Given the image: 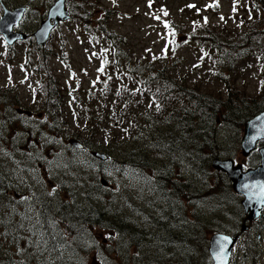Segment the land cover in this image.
Here are the masks:
<instances>
[{"label": "rangeland", "instance_id": "374dc122", "mask_svg": "<svg viewBox=\"0 0 264 264\" xmlns=\"http://www.w3.org/2000/svg\"><path fill=\"white\" fill-rule=\"evenodd\" d=\"M2 1L9 9L21 4L28 6L19 29L31 34L46 18L55 0ZM262 3L261 0H66L70 18L51 32L44 49H38L34 42L23 41L10 46L0 34V90L7 92L0 96L10 103L0 104V218L6 222L0 230V264H50L55 257L51 249L58 242L54 243L45 229L35 231L34 224L44 218V207L49 212V204L55 206L61 200V209L69 207L62 201L66 195L77 196L72 201L73 208H84L88 200H83L82 195L92 187L88 195L93 204L107 206L114 215L109 222L118 223L114 228H94V243L109 238L114 248L119 243L125 258L127 249L130 254L151 250L152 245L165 254L177 249L178 245L166 249L157 240L156 236L165 230L157 229L156 220L170 214L172 232L181 234L184 228L175 224L182 223L179 217L183 213L178 210L185 209L187 225L191 227L196 222L191 216L195 211L198 218L195 219L201 221L207 239L213 232L238 235L229 264H264V229L260 226L264 225V212L261 222L253 221L247 231L240 232L241 220L232 213L238 207L234 203L228 201L217 207L203 201L194 205L188 199L172 204L158 189L163 177L176 181L177 187L198 182L192 163L191 135L185 136L189 141L184 139L180 123L182 113L193 107L192 99L188 100L184 94L173 98L175 118L166 120L165 102L169 97L162 99L154 84L138 86L139 81L125 72V68L131 71L153 64L167 70L166 75L181 85L196 87L214 97L225 99L235 90L233 97L239 107L238 115L244 119L242 125L235 129L217 118L207 128L212 144L222 150L221 156L216 157L224 158L223 149L229 148L233 150L230 158L246 166L239 140L252 109L245 106L257 97H264V39L261 35L253 36L255 32H264ZM81 7L87 11V22ZM2 13L0 6V16ZM197 25H209L210 36L237 42L250 30L253 32L242 42L241 54L224 60L218 58L209 44L200 46L190 40ZM103 30L121 37L122 42L112 46ZM195 38L202 39L198 33ZM54 85L58 89L55 99L60 104L58 115L64 129L48 132L47 125L43 127L41 122H49L47 116L53 112L47 107L46 98L48 87ZM242 98L248 103L243 104ZM89 114L101 119L95 141L85 150L63 156L64 144L71 139L81 142L80 138L87 136ZM74 130L80 133V138L70 135ZM48 137L52 138L50 147L41 150V143ZM176 137L181 142L175 144ZM170 147L173 151L168 150ZM94 151L108 158L99 164L89 161ZM202 153L201 161L209 150L204 148ZM123 154L133 162L131 167L120 168ZM68 157L72 158L66 160ZM75 162L78 170L68 172L66 164ZM137 164L145 167L134 168ZM62 179L64 190L58 186ZM179 194L176 191L174 199ZM54 228L56 235L69 239L63 226ZM83 248L89 251L87 256L82 260L73 254L74 264H113L111 260L104 263L96 246ZM161 253L150 257L148 264H177L176 254L171 253L170 262L174 263H170L161 258ZM202 258L203 251H197L195 264ZM118 259L122 260L121 256Z\"/></svg>", "mask_w": 264, "mask_h": 264}, {"label": "trees", "instance_id": "16d2710c", "mask_svg": "<svg viewBox=\"0 0 264 264\" xmlns=\"http://www.w3.org/2000/svg\"><path fill=\"white\" fill-rule=\"evenodd\" d=\"M262 1L264 0H261V3ZM81 12L83 14V19L85 20V22L89 21L87 11L83 7H81ZM209 29V25H197L193 30V34H191L190 40L192 42H197L198 44H200V46H205L206 43L209 44V47L217 52L218 58H222L224 60H226L227 58L233 59L235 58V56L241 54L242 51L240 50V48L242 47V42L248 40L249 34L253 32L252 30H250L248 35L243 36L242 40L240 42H237L230 39L222 40L217 36H210L207 33ZM103 33H105V36L111 40L112 46H117L122 42V38L117 37L113 32H106L105 30H103ZM197 33L199 36H201L202 39L198 40L197 38H195ZM258 35H261L262 39H264V32L258 31L253 34V36L256 37ZM115 54L119 55L120 53ZM152 65L153 64L141 65L140 67L132 69L131 71L125 68V72L128 75L134 76L136 81H139L138 86L142 87L143 85H147L150 83L154 84L155 88L159 92H161L162 99L169 97L167 102H165L168 110V117L166 118V120L171 121L175 118L172 107L173 98L184 94V97H187L188 100L192 99L193 107L187 108L185 112L182 113V120L180 119V123L183 125L184 139L189 141V139H187L185 136L187 134L191 135L190 141H192L194 145L192 153L193 162H191L196 168L195 172L198 173V182H188V186H186L185 184L184 187L180 185L179 187H177L178 183L176 181L170 182L168 178L163 177L161 179V191L166 195L169 202L172 204L192 199L194 205L197 202L203 201L208 205L221 207L228 204V201H230L231 203H234L236 206H238L237 210L236 208L232 210V213H236V218L238 220H241L238 225L239 229L240 224L245 220L243 210L239 204L240 196L233 192L231 182L228 180L227 176L223 172L215 170L211 167V160L216 158V156H221L222 150H218L217 145L212 144L213 139L210 136V132L207 128V126H210L211 123H214L217 118H220L221 121L232 125L235 129H237V125H242L244 119H241L239 117L237 112L239 107L236 104L237 100L233 97L235 95V90L231 91L229 93V96L225 99L214 97L211 96L208 92H202L196 87L190 88L188 86L186 87L185 85H181L178 81H176V79L166 75L167 70H165L164 68H156ZM3 94H7V92H1L0 90V95ZM55 97H58L57 86L54 85L52 88L48 87L46 102L48 103L47 107L49 109H53V112L47 116L49 118V122H41V126L45 127L44 124L47 125L46 129L48 132H52L55 129H64L58 115L60 104L58 105L56 103ZM241 101L243 104L248 103L245 98H242ZM3 102L4 105L10 104L4 97L0 96V104H2ZM245 107H249V109H252V111L250 112V116L246 118L247 120L251 116L264 109V97H257L253 99ZM93 120L97 121L93 122ZM1 122L3 123L4 121ZM100 122L101 119L98 118L97 115L89 114V118L87 119V136L80 138V133L77 130L72 131L70 135L78 136L81 139L83 149H86L91 141L95 139L96 134L99 131L98 127ZM7 123L8 125H10L9 121H7ZM51 139V137L44 139V141L41 143V150H47L50 147L49 141ZM178 142H181V139H178V137H176L175 144ZM63 147V156L70 155L71 152L73 154L78 151L69 144H64ZM204 148H207L209 150V153H207L205 159L201 161V159L203 158L202 150ZM173 149V147L168 148V150L171 151H173ZM223 150L224 151L222 156H225L224 158H230L232 156L230 153H232L233 150H230L229 148H224ZM184 156L186 155L184 154ZM249 157L245 159V163L247 166H254L258 163V155L256 153H252ZM71 158L72 157H68L66 158V160ZM120 160V168H122L123 166L131 167L133 165V162H129V158L127 157V155L123 154L122 157H120ZM89 161H95L98 164L102 163L95 157L89 158ZM65 167L68 172H74L75 170H78L76 162L72 164L67 163ZM143 167H145L144 164H137L134 168ZM163 173L165 174V172ZM64 184L65 181L62 179L58 184L59 189L64 190L63 188H66ZM188 188L190 190V194H187ZM92 190L93 187L89 189V191H86L84 195H82L83 200H88L87 206H85L84 208H73L72 201L77 196L74 194L66 195L65 200L62 201L65 202V205H69V207L61 209V200H58L55 206H53V204H49V212L47 206L44 207V218L39 219V221L34 224L33 228L35 231H42L43 229H45V232H50V238L52 239V241L54 243L58 242V246L51 249V254H53V257H55L53 258V260L51 258V261L49 262L50 264H74V260L72 259L73 254L77 255L78 257H80V259L83 260L84 257L87 256L86 254H88L89 252L86 251L83 246L91 245H94L98 248L99 253L103 255V259L101 258V256H99V258L102 259L104 263L111 260L113 264H148V259L150 257H155L157 254L161 253L158 250L153 249L152 245L151 250L143 251L142 249L141 251L143 252H141V254H130V250L127 249L128 251L125 258V256L121 254L119 243H117V247L114 248V246L109 244L111 242V239L109 238L103 239L102 242L100 241L99 243H94L96 237L93 234L94 228H104L106 226H108L109 228H114L117 227L118 223L116 221L109 222V220H114V215L111 213L110 209L107 206L101 205L98 207L93 204V201H91V197L88 195V193ZM176 191H178L180 194L174 199V194ZM66 201L70 202L66 203ZM176 206L182 207L181 204H176ZM12 207L16 208L17 206L16 204H12ZM48 213L50 214L49 217ZM178 213H183V215L179 217V221H182V223H176L175 225L183 227V232L181 234L173 233L172 227L174 225L169 222L171 215L167 214L169 215V217H164V215H162V217H157L156 225L157 229L161 228L165 230V232H161L158 236H156L157 240L160 241L161 245H163V247L166 249H168V247L171 245H178V248L173 249L171 252L176 254L177 256V264H195V253L199 250L203 251V258L197 264L208 263L210 259L208 253V239L206 237V232L203 231L202 224H200L201 221L197 220V213L195 211L191 213L193 220H196V222H194L191 227L187 225L185 209L183 212L179 209ZM1 214L2 212H0V217H2ZM255 222L257 221L255 220ZM184 223H186V225H184ZM5 225L6 222L3 220V218H0V230ZM57 225L63 226L65 228V231L69 233V239H67L66 235L64 234V236H62V234H55L53 229H55L54 227H57ZM260 226L262 229H264V225ZM91 234H93V236ZM231 234L234 235V232H232ZM179 245H181V247ZM129 246H132V243H130ZM63 249L68 250L66 254L60 252L63 251ZM171 253L169 251L168 254L162 252L161 258L163 260H168L166 262H170L172 258ZM118 256H121L122 260H119ZM79 262H81V260H79Z\"/></svg>", "mask_w": 264, "mask_h": 264}, {"label": "water", "instance_id": "95a60500", "mask_svg": "<svg viewBox=\"0 0 264 264\" xmlns=\"http://www.w3.org/2000/svg\"><path fill=\"white\" fill-rule=\"evenodd\" d=\"M2 4V1L0 0ZM65 0H56L50 7L46 20H43L39 29L34 33L36 43L39 46L45 45L50 31L59 21L69 17L65 9ZM3 6V14L0 16V34L8 44L17 39H24L26 35L22 32H14V25H17L24 11V7L7 9ZM264 142V110L255 114L244 122L243 135L240 139V149L243 156H248L257 146L258 142ZM70 144L75 148H81L80 142L71 140ZM259 163L254 167L243 168L241 163H235L231 158H215L211 166L226 174L231 182L232 190L240 195V204L246 214L247 220H255L261 215L264 206V144L257 149ZM93 155L101 160L106 155L101 152H94ZM103 183H105L102 180ZM241 230H247V225L242 224ZM237 236H231L223 232L213 233L209 237V254L211 264H228L232 247Z\"/></svg>", "mask_w": 264, "mask_h": 264}, {"label": "flooded vegetation", "instance_id": "af4514ba", "mask_svg": "<svg viewBox=\"0 0 264 264\" xmlns=\"http://www.w3.org/2000/svg\"><path fill=\"white\" fill-rule=\"evenodd\" d=\"M53 3H54V2H53ZM53 3H52V4H53ZM65 5H66V8H67L66 0H65ZM17 7H24V13H23V16H22V19H21V21H22L23 18H24V16H25L26 13H27L28 6H27V5H23V4H21V5L15 6L14 8H17ZM68 11H69V10H68ZM21 21H20V23H21ZM41 21H42V20H41ZM41 21H40V23H41ZM20 23H19V25H20ZM40 23H39V24H40ZM61 23H62V22H61ZM19 25L16 27V29H17L18 31L23 32L22 30L19 29ZM24 33H25V32H24ZM33 33H34V32H32L31 34H30V33H25L26 37H25L24 39L19 40V41L28 42V43H33V42H35V40L32 41V39H34V37H33ZM17 42H18V41H17Z\"/></svg>", "mask_w": 264, "mask_h": 264}, {"label": "bare ground", "instance_id": "6f19581e", "mask_svg": "<svg viewBox=\"0 0 264 264\" xmlns=\"http://www.w3.org/2000/svg\"><path fill=\"white\" fill-rule=\"evenodd\" d=\"M260 143V141L257 143V144H259ZM214 169V168H213ZM216 170V169H215ZM252 221H255V220H247V219H245L241 224H240V226H239V228H240V232H242V231H247L248 229H249V223L250 222H252ZM242 224H245V225H247V230H241V226H242Z\"/></svg>", "mask_w": 264, "mask_h": 264}, {"label": "snow or ice", "instance_id": "6c2138e0", "mask_svg": "<svg viewBox=\"0 0 264 264\" xmlns=\"http://www.w3.org/2000/svg\"><path fill=\"white\" fill-rule=\"evenodd\" d=\"M191 7V6H190Z\"/></svg>", "mask_w": 264, "mask_h": 264}]
</instances>
